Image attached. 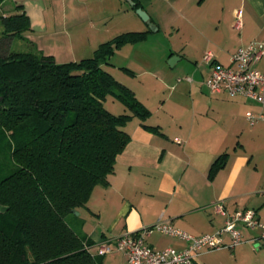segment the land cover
Wrapping results in <instances>:
<instances>
[{
	"label": "crops",
	"instance_id": "0c3cea01",
	"mask_svg": "<svg viewBox=\"0 0 264 264\" xmlns=\"http://www.w3.org/2000/svg\"><path fill=\"white\" fill-rule=\"evenodd\" d=\"M138 1L157 31L125 6L127 0H8L0 9L6 15L23 6L35 30L21 40L57 63L91 57L120 34L149 31L144 40L118 49L112 58L121 60L111 58L107 67L150 115L125 126L131 139L109 184L98 185L76 215L77 230L93 242L91 253L102 264L129 263L122 253L100 255V245L159 222L202 236L216 233L237 211L254 209L264 223V122L251 125L246 118L249 111L258 114L260 105L212 94L206 85L212 69L204 62L212 51L231 66V56L253 41L264 51V0ZM237 10L241 30L234 28ZM172 57L177 59L170 65ZM255 68L264 72V52ZM221 156L223 165L212 171ZM238 228L243 244L205 251L194 264H264L261 230ZM224 239L231 243L229 235ZM146 242L156 250L187 247L180 237L158 231Z\"/></svg>",
	"mask_w": 264,
	"mask_h": 264
},
{
	"label": "trees",
	"instance_id": "16d2710c",
	"mask_svg": "<svg viewBox=\"0 0 264 264\" xmlns=\"http://www.w3.org/2000/svg\"><path fill=\"white\" fill-rule=\"evenodd\" d=\"M134 1L136 12L142 4ZM0 21V264H102L67 216L87 207L98 185L109 184L131 139L129 121L150 115L106 68L118 49L149 31L120 34L91 57L57 63L30 47L13 51L14 40L33 30L23 6ZM109 96L129 113L109 112Z\"/></svg>",
	"mask_w": 264,
	"mask_h": 264
},
{
	"label": "built area",
	"instance_id": "2783aa9c",
	"mask_svg": "<svg viewBox=\"0 0 264 264\" xmlns=\"http://www.w3.org/2000/svg\"><path fill=\"white\" fill-rule=\"evenodd\" d=\"M234 28H243L241 10L235 12ZM263 52V44L253 41L231 56V66L219 63L212 51H207L204 55V62L212 69L210 77L206 80L212 94L226 93L230 97H245L260 105L261 111L258 114L253 111L246 114L251 125L264 122V72L255 68ZM175 141L182 142L180 138ZM217 209L223 212L222 204H218ZM240 225L261 230V238H264V223L259 219L257 211L245 209L229 216L224 226L214 234L195 236L159 222L154 226L120 236L113 244L106 242L100 245L99 254L122 253L127 257L129 264H194L197 257L205 251L233 249L243 244L244 240L238 228ZM155 231L180 237L187 242V247L183 250H156L146 242V236ZM225 235L231 237V243L225 242Z\"/></svg>",
	"mask_w": 264,
	"mask_h": 264
},
{
	"label": "rangeland",
	"instance_id": "374dc122",
	"mask_svg": "<svg viewBox=\"0 0 264 264\" xmlns=\"http://www.w3.org/2000/svg\"><path fill=\"white\" fill-rule=\"evenodd\" d=\"M125 6L126 7H130L129 6V2L127 1V3H125ZM37 15V16H40V10L38 11V10H35L34 11V15ZM0 15H2L1 13H0ZM49 16H51V13H49V15H48V17ZM51 26L49 25V28H50ZM32 31L30 32V33H34V25L32 24ZM2 36H3V26H2V24H1V21H0V40H1V38H2ZM12 49H13V51H29L30 49L28 48V46H27V44L25 43V42H23L22 40H21V38H16L15 40H14V42H13V46H12ZM44 53V52H43ZM51 56V55H50ZM120 55H118V57H115V58H112V60H114V63H117L118 61H120L121 59H120V57H119ZM110 61H111V59H110ZM116 61V62H115ZM67 63H69V62H67ZM169 63V62H168ZM107 69H108V67H106ZM114 73H116V74H118V71H114ZM115 75V74H114ZM117 77V76H116ZM117 79V78H116ZM104 105H105V108L109 111V112H111V113H113V114H115V115H121V114H127V113H129V111H128V109L125 107V105L121 102V101H119L118 99H116V98H114V97H112V96H109L108 98H107V100L105 101V103H104ZM0 210H2L1 208H0ZM76 215L77 214H75L74 213V215L73 214H69L68 216H67V220L69 221V223H71L73 226H75L76 225V220H77V217H76ZM78 216V215H77ZM76 227V226H75ZM80 227H81V225H80ZM88 229H89V226H88Z\"/></svg>",
	"mask_w": 264,
	"mask_h": 264
},
{
	"label": "water",
	"instance_id": "95a60500",
	"mask_svg": "<svg viewBox=\"0 0 264 264\" xmlns=\"http://www.w3.org/2000/svg\"><path fill=\"white\" fill-rule=\"evenodd\" d=\"M129 2V4L132 6V7H135L136 6V3L134 0H127ZM136 13L137 15L143 20V22H145L149 29L152 30V31H157L158 27L156 26V24L152 21L150 15L146 12V10H144L142 7L141 8H138L136 10ZM176 57H172L169 61V64L170 65H173L174 61H176ZM75 214L79 215V212L78 211H74Z\"/></svg>",
	"mask_w": 264,
	"mask_h": 264
}]
</instances>
